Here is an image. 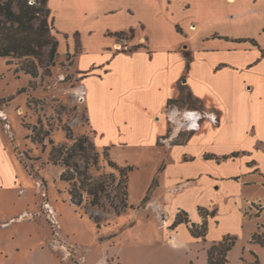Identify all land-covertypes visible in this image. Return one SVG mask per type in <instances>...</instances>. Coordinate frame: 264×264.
Masks as SVG:
<instances>
[{
  "label": "crops",
  "instance_id": "1",
  "mask_svg": "<svg viewBox=\"0 0 264 264\" xmlns=\"http://www.w3.org/2000/svg\"><path fill=\"white\" fill-rule=\"evenodd\" d=\"M48 5L59 51L78 50L97 146L108 148L109 154L117 146L169 154L161 186L174 241L176 212L187 213L190 228L204 222L201 209L213 213L207 218V238L220 211L217 205L196 201L194 210L180 203L169 214L175 199L210 185L208 181L249 186L256 176L264 187L259 157L264 158V0H48ZM118 33H124L122 39ZM126 45L141 47L133 52L118 48ZM89 55L100 60L82 63ZM184 89L207 114L199 108L185 112L181 118L191 131L177 128L162 145L170 121L189 105L182 99ZM239 163L245 164L244 171L232 170L223 178L213 172V167ZM175 168L185 172L175 173ZM3 182L1 177L0 186ZM182 182L187 187L175 194L172 188Z\"/></svg>",
  "mask_w": 264,
  "mask_h": 264
},
{
  "label": "rangeland",
  "instance_id": "2",
  "mask_svg": "<svg viewBox=\"0 0 264 264\" xmlns=\"http://www.w3.org/2000/svg\"><path fill=\"white\" fill-rule=\"evenodd\" d=\"M53 35L57 38L55 29ZM118 48L132 49L128 45ZM50 51L46 47L40 60H30L33 74L20 67L23 61L0 58V179L5 183L0 186V264H209L208 249L227 236L236 242L226 264H264V246L252 240L255 233L264 236V187L256 176L249 186L228 180L216 185L208 181L211 186L195 187L191 194L169 205V214L180 203L190 210L196 201L217 205L220 211L211 221L207 240L191 237V223L175 229V241L168 234L161 178L169 154L155 148L117 146L110 153L118 167H133L125 212L117 215L113 210L91 208L86 202L82 207L74 206L69 183L60 178L65 167L50 161L52 147H70L87 137L100 155L99 169L90 167L89 174L98 178L117 176L118 172L107 164L104 149L97 146L89 124L78 50L59 51L58 44L52 60ZM96 60L100 57L89 55L82 63ZM182 99L189 105L180 109L179 120L170 121V134L160 141L162 145L170 142L177 128L184 133L191 131L181 118L185 112L199 108L203 116L207 114L185 89ZM86 149L94 153L88 145ZM259 157L264 168L263 155ZM74 161L84 168L80 158ZM232 170L244 171L245 164L213 167L220 178ZM184 172L175 168V173ZM185 187L182 182L172 189L177 194ZM103 202L107 205L106 200Z\"/></svg>",
  "mask_w": 264,
  "mask_h": 264
},
{
  "label": "trees",
  "instance_id": "3",
  "mask_svg": "<svg viewBox=\"0 0 264 264\" xmlns=\"http://www.w3.org/2000/svg\"><path fill=\"white\" fill-rule=\"evenodd\" d=\"M52 26L53 18L48 0H0V58L23 61L25 63H23L24 65L20 63V67L25 68L27 74H33L30 60H40L46 47L51 48V60L57 55L59 42L53 35L54 28ZM130 33L133 35L134 32ZM123 35L124 33H118L116 36L122 39ZM77 45H79L78 40ZM140 47L136 46L128 52H133ZM193 100L198 101L195 98ZM86 145L91 148L93 154L87 152ZM77 157L84 163L83 169L79 163L74 161ZM103 157L107 164L118 172L117 176L95 178L89 174L90 167L99 169L100 155L96 152L95 143L87 137L79 138L70 147H52L50 152V161L54 165L60 164L65 167L60 178L69 183L68 194L70 202L74 206L82 207L86 202L91 208L104 211L113 210L117 215H120L129 208V175L133 171V167H118L111 159L108 148L104 149ZM223 159H228V157ZM110 189L113 190L114 195H111ZM103 200H106L107 205ZM200 212L205 220L202 224H192L190 233L194 238L205 240L208 232L207 218L213 213L209 214L203 209ZM189 222L187 213L181 211L177 214L172 228L176 229L179 225ZM252 240L264 246L263 235L259 236L255 233ZM235 242L236 239L230 236L220 242H215L208 249V263L226 264L228 254Z\"/></svg>",
  "mask_w": 264,
  "mask_h": 264
}]
</instances>
